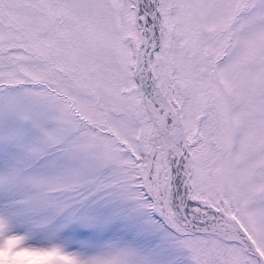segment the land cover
Instances as JSON below:
<instances>
[{
	"label": "snow or ice",
	"instance_id": "6c2138e0",
	"mask_svg": "<svg viewBox=\"0 0 264 264\" xmlns=\"http://www.w3.org/2000/svg\"><path fill=\"white\" fill-rule=\"evenodd\" d=\"M0 264H264V0H0Z\"/></svg>",
	"mask_w": 264,
	"mask_h": 264
}]
</instances>
